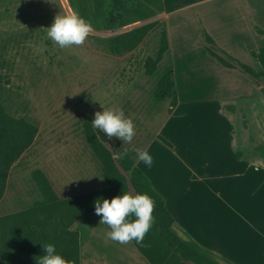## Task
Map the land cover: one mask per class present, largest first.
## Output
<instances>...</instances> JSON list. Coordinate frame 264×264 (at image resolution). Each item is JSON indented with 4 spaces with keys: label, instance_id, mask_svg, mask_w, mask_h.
Masks as SVG:
<instances>
[{
    "label": "rangeland",
    "instance_id": "1",
    "mask_svg": "<svg viewBox=\"0 0 264 264\" xmlns=\"http://www.w3.org/2000/svg\"><path fill=\"white\" fill-rule=\"evenodd\" d=\"M73 11L91 24V31L83 44L60 48L47 39L45 27L56 14ZM150 23L153 27L135 48L119 53L113 50L114 38L120 37L121 44L133 29ZM204 32L213 38L222 56L227 54L264 70V0H0V104L9 115L38 129L33 143L9 169L0 198V217L42 200L31 173L44 169L53 158L61 165H68L69 160L74 165L72 159L87 151L98 166L94 169L92 165V178L104 180L101 163L83 131L84 116L93 119L101 108L120 109L132 120L133 138L142 140L152 155L153 164L148 168L158 176L171 174L172 179H185L177 172L171 146L163 141L171 139L177 148L180 132L187 134V140L193 137L199 147L196 153L204 154L198 166L207 170L213 164L216 150H205L199 144H214L211 123L218 120V106L233 112L234 157L244 165L252 162L255 152L259 154L257 146L264 145V77L254 82L239 69L219 64L205 50ZM163 33L167 48L158 57ZM148 57L154 61L151 75L145 72ZM158 87L165 94L161 99L155 95ZM203 122L211 123L203 128ZM109 141L114 156L128 147L127 142L114 136ZM257 171L246 172L229 183L210 185L223 187L219 192L202 182L183 185L185 192L195 196L196 204L223 218L218 223L212 218L203 227L216 232L219 226L222 232L233 233L234 226L251 219L253 213L264 216V169ZM169 184L172 186V182ZM103 185L107 183L103 181ZM176 188L171 190L176 193ZM224 202L233 208L234 222L222 221L230 217ZM99 228L104 237L97 243L107 248L108 229L102 225ZM89 230L83 227V245L89 239ZM172 230L180 240H190L178 227ZM91 244L95 245L87 242L88 255L94 259L87 264H100L95 260L108 252ZM121 246L133 250L139 258H128L124 252V264H148L131 242ZM205 249L218 264H232ZM16 261L9 249L0 253V264Z\"/></svg>",
    "mask_w": 264,
    "mask_h": 264
},
{
    "label": "trees",
    "instance_id": "2",
    "mask_svg": "<svg viewBox=\"0 0 264 264\" xmlns=\"http://www.w3.org/2000/svg\"><path fill=\"white\" fill-rule=\"evenodd\" d=\"M153 23L132 30L119 44L114 38L112 48L115 52L129 51L137 46ZM205 50L209 56L226 68H237L254 82L264 77V70L241 63L232 56L224 58L215 48L213 38L203 33ZM167 48L165 33L161 36L158 57ZM154 61L148 57L145 72L151 75ZM158 99L164 97L161 88L155 90ZM91 117L84 116L83 131L94 155L102 166V177L107 186L87 193L60 199L53 191L44 173L36 169L31 176L42 195L32 207L0 217V253L6 249L17 258L14 264H35V256L42 254L41 244L52 243L56 251L68 264H79L78 232L70 229L77 219L94 210L93 201L97 198L111 199L121 192L146 193L153 201L151 227L142 241H131L133 246L149 264H218L206 253L207 250L190 238L183 241L172 231L173 219L164 206L163 198L152 188L148 178L138 169L125 150L116 156L110 150L109 138L91 125ZM38 129L25 120L9 115L0 104V198L10 167L33 143ZM259 155L264 158V145L257 146ZM120 153H125L119 158ZM18 257L20 259L18 260Z\"/></svg>",
    "mask_w": 264,
    "mask_h": 264
},
{
    "label": "crops",
    "instance_id": "3",
    "mask_svg": "<svg viewBox=\"0 0 264 264\" xmlns=\"http://www.w3.org/2000/svg\"><path fill=\"white\" fill-rule=\"evenodd\" d=\"M217 108L218 120H214L212 123L203 122V128H206V126L211 123V128L214 130L211 133V138H213L214 144L210 145V142L207 145L199 144L205 150L208 149V147L210 150H216L218 154L213 164H211V166H209V164L207 165L209 166L207 170H203L198 166L197 163L204 154L201 153V151L196 153V148H199L197 143L193 142V137L187 140L188 136L185 132H183L185 135L180 132L179 138L177 137V148L173 147L174 143L171 139L165 138L163 140L166 144L171 146V149H169V151L171 150L170 155L177 159L178 174L185 177V179L179 181L172 179L171 174H169V176H162V174L158 176L152 169H149L143 165L142 162H139L137 149L141 147L140 150L145 149L142 140L140 141L139 138H132L131 142H127L128 147H126L125 151L133 160L134 165L148 178L152 188L163 198L164 206L173 219L171 229L173 226L178 227L202 247L221 255L232 264H264V218L262 219L264 216L261 217L260 215L258 216L257 213H253L251 219L245 220L241 225L234 226L233 233L227 231L224 233L219 226H216V232H210L208 227H203V224L212 218H215L214 223H218L219 220L223 218H220L221 216L215 211H210L211 209L208 207H201V205L199 206L196 204L195 196L184 191L183 185L186 182L191 185L202 182L209 184L208 188H215V192H219V189L224 190V188L220 186H211L217 185L220 182L229 183L231 180L234 181L236 177L245 175L246 172H258L257 170L261 171V169H264V158L256 152L254 154L255 159L246 165H244L241 160L234 157L232 149V130H234L232 124H234V121L231 119L233 112L219 106ZM179 123H182V121ZM194 129L198 128L194 127ZM192 134L196 136L194 132H192ZM157 135L159 137L158 133ZM206 135L208 134H204L205 137ZM157 141L163 142L158 139ZM87 149L89 151V148ZM82 153L83 155H76L75 160L74 158L72 159L74 165H70V160L68 161V165H61L57 163L56 158H53L48 165L41 170L48 178L50 185L58 196H75L105 187L104 185L102 186L104 180H102L101 177L100 180L92 178L95 175V173H92V169L98 167L96 163L92 161V156H90L87 151L86 153L84 151ZM172 156L171 159H173ZM63 177L66 180V184L61 183ZM171 182L172 186L169 184ZM94 184H97L98 188H92ZM175 185L179 187L176 188V193L171 190V187H176ZM176 195H179V198L177 196L178 201L175 199ZM223 206L229 210L230 217L227 216L222 221L228 222L229 219H232V222H234L235 219L232 216L234 211L233 208L230 207L227 202H224ZM85 225L90 228L88 238L95 244H91V246L98 250L101 247V249L108 252L105 257L102 253L101 256L95 260L96 262L98 261L100 264H124L123 257L121 256L124 252L130 255H128V258L132 256L136 260L139 259L134 254L133 250L123 249L121 246L122 244L118 242L106 240L107 248L105 245L100 246L97 243L98 240H103L104 237L101 235L104 234L101 232L103 229L99 228V226L102 225L103 227H107L108 231L110 229L107 225L99 223V217L93 210L74 221L70 226V229L78 232L79 264H87L94 259L92 257L90 259L88 255L89 249L87 247V242L90 240L87 239L85 245L81 243L82 230ZM108 231H105V234ZM105 239L107 238L105 237ZM136 251L138 252L137 249ZM117 252L119 258L116 257ZM130 261L131 259L129 262Z\"/></svg>",
    "mask_w": 264,
    "mask_h": 264
},
{
    "label": "clouds",
    "instance_id": "4",
    "mask_svg": "<svg viewBox=\"0 0 264 264\" xmlns=\"http://www.w3.org/2000/svg\"><path fill=\"white\" fill-rule=\"evenodd\" d=\"M46 37L60 48L81 45L91 31V24L73 11L68 14L54 16L47 27ZM94 129L102 131L108 138L116 137L123 142H131L134 136V126L123 111L116 108L102 109L94 113L91 120ZM125 153H120L123 158ZM139 162L151 167L153 157L147 149H137ZM94 212L99 217V223L110 229L108 239L126 244L130 241L139 243L147 233L152 223L153 201L143 192L135 194L121 192L108 198H97L93 201ZM42 254L35 256V264H68L52 243L41 244Z\"/></svg>",
    "mask_w": 264,
    "mask_h": 264
}]
</instances>
